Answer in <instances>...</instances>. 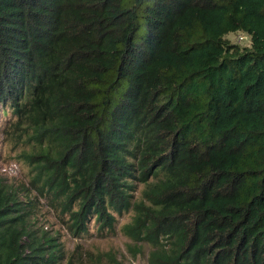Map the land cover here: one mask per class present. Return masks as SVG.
Returning <instances> with one entry per match:
<instances>
[{
  "label": "trees",
  "instance_id": "trees-1",
  "mask_svg": "<svg viewBox=\"0 0 264 264\" xmlns=\"http://www.w3.org/2000/svg\"><path fill=\"white\" fill-rule=\"evenodd\" d=\"M0 103V264H264V0H0Z\"/></svg>",
  "mask_w": 264,
  "mask_h": 264
},
{
  "label": "rangeland",
  "instance_id": "rangeland-1",
  "mask_svg": "<svg viewBox=\"0 0 264 264\" xmlns=\"http://www.w3.org/2000/svg\"><path fill=\"white\" fill-rule=\"evenodd\" d=\"M228 37L231 41L242 46L251 45V42L248 39L239 41V32H232ZM6 156L7 150L4 145V137H2L0 146V168L9 165L11 161H17L14 159L8 160L6 159ZM18 164V172H3L1 176L7 178L9 182H14V180L17 182L24 179V170L19 162ZM33 194H36V191H34ZM120 220L121 222H124L127 219L123 217ZM32 223L35 224V227L47 231L50 236L59 237V240L65 244L70 253L77 251L78 249V253H82L84 259L90 255L93 259H101L104 262H109L110 257H114L122 264H149L150 248L146 246L143 252L138 253L135 256L128 249V244L131 240L120 231L105 238H99L96 233H94V230H92V235L87 238L74 236L68 229L67 225L61 220L58 213L48 205V202L45 199L41 200L40 209L37 211L35 218L32 219Z\"/></svg>",
  "mask_w": 264,
  "mask_h": 264
},
{
  "label": "built area",
  "instance_id": "built-area-1",
  "mask_svg": "<svg viewBox=\"0 0 264 264\" xmlns=\"http://www.w3.org/2000/svg\"><path fill=\"white\" fill-rule=\"evenodd\" d=\"M245 39H248L251 42V38L248 34H245L243 32H239V41H243ZM5 112H6V106H4L3 103H0V146H1V141L2 137H4L3 131H2V126L3 122L5 120ZM19 170V164L17 161H11L9 165H5L4 167L0 168V178H5L4 176H1V174L4 172L10 171V173H16Z\"/></svg>",
  "mask_w": 264,
  "mask_h": 264
}]
</instances>
